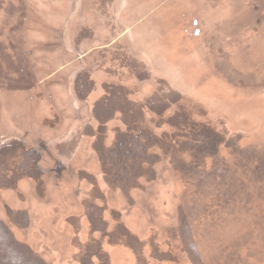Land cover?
<instances>
[{"label":"rangeland","instance_id":"374dc122","mask_svg":"<svg viewBox=\"0 0 264 264\" xmlns=\"http://www.w3.org/2000/svg\"><path fill=\"white\" fill-rule=\"evenodd\" d=\"M0 221L7 264H264V0H0Z\"/></svg>","mask_w":264,"mask_h":264},{"label":"crops","instance_id":"0c3cea01","mask_svg":"<svg viewBox=\"0 0 264 264\" xmlns=\"http://www.w3.org/2000/svg\"><path fill=\"white\" fill-rule=\"evenodd\" d=\"M96 101H97V103H96V105L97 106H101L100 104H98V100L99 101H102L101 100V98L99 97L98 98V96H96ZM82 100V99H81ZM124 148H122V147H118V150L119 151H122ZM156 156V155H155ZM142 169H143V171L142 172H145V171H147L148 170V167H142ZM22 179H24V180H26V179H28V178H24V177H21ZM29 180V179H28ZM101 199H103L104 200V198H102V197H100ZM38 199H40V198H38ZM89 202V203H88ZM86 203H88L89 204V207H90V209H89V211L90 212H88L87 214L85 213V216L87 217L88 216V214H89V216H91V217H93V215H94V213H96V211L95 210H97L96 208H95V206H94V204L93 203H91L90 201H89V198H88V200L86 201ZM23 204H25V198H24V200L22 199V197H19V208H14V207H12V206H10L9 205V207L8 208H6V206H5V213H12V214H14V217H15V219H16V217H18L17 215H19V219H23L24 221H27L24 217H26L27 219H29L30 218V215H29V212H28V209H25V207L23 208ZM100 209H102V208H100ZM104 210H105V207H104ZM228 215H229V218H233L234 216H235V213H228ZM255 218H257V217H255ZM10 221V220H9ZM76 221V220H75ZM79 222V221H78ZM1 223H2V225H1ZM92 223L94 224V222H93V218H92ZM67 224V223H66ZM0 225L2 226H0V229H2L1 231H0V234H2V235H4V236H6V235H8V236H12V237H14V240L17 242V243H19L18 241H17V238H16V235H15V233H14V228L16 229V226H15V224H14V222H13V224H11V223H9V222H2V221H0ZM68 226V225H67ZM75 226V225H74ZM29 227V226H28ZM70 227V226H69ZM24 229V228H23ZM22 229V230H23ZM19 231L21 232V227H19ZM19 232V233H20ZM189 235H190V233H189ZM181 236H182V238H184L185 240H184V242H183V247L185 248V251L187 252L188 251V254H189V257L188 256H186V257H188V259H190V254H191V252L189 251V249L188 248H186V241H188L189 242V236H184V233H183V230H182V233H181ZM4 239H2L1 237H0V264H7L6 263V261L4 260V251H3V248H2V246H4ZM82 244H84V243H82ZM20 245V244H19ZM80 245V244H79ZM21 246V245H20ZM26 250H27V248L26 247H24ZM23 249V247H19V260H17V259H14V258H9V259H11L12 261H13V264H37L38 262L36 261V258L33 256L34 254L32 253V252H28V251H26V253L27 254H25V252L22 250ZM12 250H14V249H12ZM102 250V249H101ZM16 251H9L8 252V256L9 255H11V256H14V257H16L15 255H13L12 253H15ZM102 254V256H101V258H102V261L105 259V254L104 253H101ZM85 254H84V252L83 253H81V256H80V258H79V262H77L76 264H102L101 262L102 261H100V259L98 258V256H96L95 257V260H93L92 261V259H90V258H88V256H84ZM159 254H156V256H158ZM164 255V260L165 259H168L169 257H170V259L173 261V262H175L176 264H177V259L175 260L174 259V257H171V256H168V255H166V254H163ZM155 256V257H156ZM72 257H74V256H72ZM71 257V258H72ZM158 259V258H157ZM139 260L141 261V263H138V262H134V264H142V258H139ZM9 262V261H8ZM37 262V263H36ZM92 262V263H91ZM104 262V261H103ZM146 263H147V261H146ZM39 264V263H38Z\"/></svg>","mask_w":264,"mask_h":264}]
</instances>
